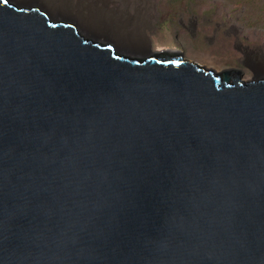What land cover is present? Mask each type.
<instances>
[{"label":"water","instance_id":"95a60500","mask_svg":"<svg viewBox=\"0 0 264 264\" xmlns=\"http://www.w3.org/2000/svg\"><path fill=\"white\" fill-rule=\"evenodd\" d=\"M0 264H264V79L0 4Z\"/></svg>","mask_w":264,"mask_h":264},{"label":"rangeland","instance_id":"374dc122","mask_svg":"<svg viewBox=\"0 0 264 264\" xmlns=\"http://www.w3.org/2000/svg\"><path fill=\"white\" fill-rule=\"evenodd\" d=\"M45 1L27 3L48 10ZM68 8L74 16L103 9L114 26L93 37L104 42L135 33L144 55L182 53L218 73L241 70L246 81L264 76V0H71Z\"/></svg>","mask_w":264,"mask_h":264},{"label":"bare ground","instance_id":"6f19581e","mask_svg":"<svg viewBox=\"0 0 264 264\" xmlns=\"http://www.w3.org/2000/svg\"><path fill=\"white\" fill-rule=\"evenodd\" d=\"M27 2L28 0L27 1L7 0V3H5L4 0H0V4L15 10L17 13H38L44 16L48 20L49 26L56 25L58 28L75 29L78 41L91 44L95 48L101 51H113L117 59L120 60H124L128 62H136L140 65H145L153 61L157 57L163 56L184 62L188 66L189 72L192 73L210 74L214 78H219V79L232 77V76H239L243 84H248L252 86H256L259 80L264 79V76L254 75V77L250 81H246L243 78L244 72L237 69L229 70L223 73H218L212 69L199 66L194 62L189 61L188 59L185 58L184 54L182 53L170 54L168 52V53H151L149 55H144L145 51L143 50L144 48L143 41L140 35H137L135 33H131L128 36V41L126 42L118 41L114 37L113 39L118 47L117 48L115 46V43L108 41L104 42L98 38H95V37H102L101 32L107 29L109 31L108 27L112 25L114 26L112 22L108 23L106 21V17H105L106 12L103 9H98V12L97 11L89 12L87 16L83 15L82 13L79 14V16H74L68 8V6L71 4V0H46L45 7L49 10V12L48 10L42 8L41 6L37 4H33L32 2H34V0H32V2L30 3ZM61 17H65V18L73 17L76 21L65 20L62 19ZM93 35L95 37H93Z\"/></svg>","mask_w":264,"mask_h":264},{"label":"snow or ice","instance_id":"6c2138e0","mask_svg":"<svg viewBox=\"0 0 264 264\" xmlns=\"http://www.w3.org/2000/svg\"><path fill=\"white\" fill-rule=\"evenodd\" d=\"M5 3H7V0H4Z\"/></svg>","mask_w":264,"mask_h":264},{"label":"trees","instance_id":"16d2710c","mask_svg":"<svg viewBox=\"0 0 264 264\" xmlns=\"http://www.w3.org/2000/svg\"><path fill=\"white\" fill-rule=\"evenodd\" d=\"M251 1H253V3H254V0H251Z\"/></svg>","mask_w":264,"mask_h":264}]
</instances>
